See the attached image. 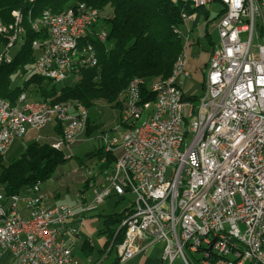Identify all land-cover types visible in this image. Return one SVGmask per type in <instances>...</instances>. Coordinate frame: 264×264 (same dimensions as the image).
Segmentation results:
<instances>
[{"label":"built area","instance_id":"built-area-1","mask_svg":"<svg viewBox=\"0 0 264 264\" xmlns=\"http://www.w3.org/2000/svg\"><path fill=\"white\" fill-rule=\"evenodd\" d=\"M186 2L194 8L196 3L211 6L207 0ZM255 2L229 0L221 6V11L232 7V17L222 16L215 23L219 51L207 63L213 65L211 87L195 102L184 93L192 79L188 41L175 83L169 89L155 88L164 92L162 110L138 137H130V129L149 102L142 100L138 82L120 95V123L98 140L105 154L116 144H124V151L112 175H105L91 191L90 200L81 190L73 205L54 207L39 183L11 197L0 192V259L9 253L15 264H79L73 251L85 220L111 195H130L133 203L119 227L122 242H110L106 251L113 249L117 264L128 263L155 244L163 245L164 264H264V248L257 241L264 229V23ZM89 9L76 0L72 10L40 14L45 27L31 29L39 38L31 44L37 54L27 78L71 79V72L85 66L87 54L76 56L72 50L74 39L85 31L95 32L107 45L108 29L101 19L88 18ZM0 33L8 34L1 63L25 37L19 24L1 26ZM201 72L204 77V69ZM20 96L18 105H0V142L1 127H8L9 133L0 157L29 133L58 128L51 147L71 160V132L82 130L85 136L88 110L60 109V119L49 122L50 111L28 107L23 93ZM182 120H189V134H180ZM92 170H83L86 180ZM217 225L227 227L228 236L218 235Z\"/></svg>","mask_w":264,"mask_h":264},{"label":"trees","instance_id":"trees-1","mask_svg":"<svg viewBox=\"0 0 264 264\" xmlns=\"http://www.w3.org/2000/svg\"><path fill=\"white\" fill-rule=\"evenodd\" d=\"M75 1L36 0L30 3L29 0H0L2 27H9L14 23V12H20L25 21L24 42L13 55L10 65H0V98L13 105L22 93H31L38 100L48 101L51 104L77 102L88 111L96 109L102 116L101 122L93 125L88 119L85 132L88 138L97 132H109L103 128V124L107 121L102 114L107 107H117L116 124L120 123L123 109L119 97L132 79L143 82L142 100L149 102L145 106L152 111L154 96L149 86L156 80L170 76L173 65L182 52L181 38L174 33L175 30L181 32L183 26L188 23L183 22L182 15L193 16L197 11H201L205 26L212 25L214 20L224 15L222 10L215 19L210 20L206 11L190 6L186 0H82L104 15V20L102 16L100 19L108 29L107 45L89 40L96 50L97 67L83 71L73 79L72 83H68L71 79L61 84H54L36 75L26 79L37 54L31 49V44L39 38L31 31L27 22L28 15L31 20H35L44 10L55 13L71 10ZM188 32H192V29ZM7 39V33H0V50L6 45ZM208 43V47L202 48L201 52H205L206 56L210 57L214 45ZM194 45H199V41L197 40L192 46ZM195 55L197 57L199 52L196 51ZM203 86L202 79L200 84L202 91ZM185 97L192 102L199 98L187 94ZM28 99L31 100L29 97ZM54 130L59 136V129L54 128ZM53 142L31 141L23 148H17L19 144L17 143L5 157H0V192L3 191L6 197H11L23 193L38 183L45 191L47 185L51 184L53 187L59 185L60 192L65 191L66 183L57 184V182L61 177L60 174L64 172L62 168L69 160L52 149ZM118 155L119 153L105 154L99 147L90 157L92 164L80 169L81 172L84 169H93V176L84 182V189L89 186L90 189L93 188L91 184H95L96 181L103 182L104 174L111 172ZM59 191L55 189L54 194H61ZM125 212L126 210L103 218L102 233L107 235V244L113 241V246H116L122 242L123 229L119 230V227L124 220ZM91 251V248L87 247V254H91Z\"/></svg>","mask_w":264,"mask_h":264},{"label":"rangeland","instance_id":"rangeland-1","mask_svg":"<svg viewBox=\"0 0 264 264\" xmlns=\"http://www.w3.org/2000/svg\"><path fill=\"white\" fill-rule=\"evenodd\" d=\"M210 4L211 6L209 9H206L203 6L201 7V9L206 11L208 13V18L212 20L215 19V17H217V14L219 13L221 6L218 3H217L219 5L218 7L213 6L215 5V3H210ZM201 13H202L201 11H197L196 14L194 15L193 18L194 20L191 23L188 22L185 25V27L183 26V28L181 29V33H182L181 41L183 44L182 46L184 47L185 42L188 41L186 42V48L187 51L190 53V56H192L194 51L198 48L192 46L193 42L196 43L197 40L199 41V45H196L199 46L200 49L198 51L199 55L197 56L198 60L194 63V68L196 67V69L192 70L193 73L192 79L189 82H187L184 87L185 94L194 95L196 97H201L203 93L202 89L200 88V84L203 79V75L201 71L206 68L205 64L209 60V56L207 57L205 52H201V49L207 48L208 47L207 45H209L208 42H211V44H213L214 46L217 45L218 43V35L216 30L214 29L215 25L205 26L202 20ZM101 16L104 20V15L101 14ZM215 23L216 20H214L213 24ZM22 27L24 29L25 27L24 22ZM190 29H192L193 31L188 32L190 31ZM20 47L21 44H19L15 48V50L12 51V54L14 55L15 53H17ZM73 79L74 78H72V80L70 79L71 81H68V83H72L74 81ZM26 95L27 97L31 98V100L34 101L38 100L31 93H27ZM119 98L121 100V107L123 109V105H122L123 102L121 96ZM150 111L151 110H149V112ZM117 112H118L117 107H113V106L107 107L104 110V113L102 115L103 117H106L105 120L107 121V123L103 124V128L105 131L112 132L115 129V127L118 125L116 124L118 121ZM88 116L91 122L93 123V125H95L96 123L98 124L99 121L101 122L102 116L100 113L96 111V109H90L88 111ZM100 134H101L100 132H97V134H95L91 138L90 137L88 138L87 136L81 137V140L83 139L82 142L75 144L72 148L73 158L67 161L65 166L62 168L64 170L63 174L59 173L61 177L58 179L59 181L57 182V184L66 183L67 188L65 189V191L61 190L60 192L58 188L59 185L56 187L48 185L46 188L47 193H51V192L54 193V190L56 189L57 192L59 191L62 194L61 196H70L80 192L83 189L84 183L82 182H84L86 179L84 177L83 172H81L82 170L80 171V169L83 168V166H90L92 164L90 157L100 147V142L98 140ZM24 140L25 138L22 141H19L18 142L19 144L15 143L17 144V148H23L27 145V143H29V141H24ZM92 176H93V172L90 174V177ZM133 200L134 198L130 195H127L125 197V200L111 195L108 199L104 201L103 204L99 205L97 211L94 212L95 218L85 222L82 230H84L85 234L87 235L86 238L91 242L94 249L93 253L91 255L89 254V257L91 259L96 261L99 257V253L102 250L103 251L105 250L106 252L109 248V243L107 244L108 241L107 235L102 233L104 231L103 218L113 214L121 213L125 208L130 207V205L133 203ZM70 202H71V198H67L64 199V202L61 204L70 205ZM78 249H81V244L78 246ZM113 260H114V253L112 252L109 256V259L104 261V263L102 264H110V262H112ZM174 264H179V263L178 261H176Z\"/></svg>","mask_w":264,"mask_h":264},{"label":"bare ground","instance_id":"bare-ground-1","mask_svg":"<svg viewBox=\"0 0 264 264\" xmlns=\"http://www.w3.org/2000/svg\"><path fill=\"white\" fill-rule=\"evenodd\" d=\"M35 1L36 0H29L30 3H33ZM215 2H217L220 6L229 5V0H207V4L215 3ZM202 6L204 7V3H196V8H201ZM73 8H75V5L73 6ZM255 10H256L257 15H261V23H264V0H256ZM223 11H224L223 18L232 17V7H223ZM20 14H21L20 12L13 13L14 23L10 26H18L19 24V30L21 32V35L25 37V27L24 29L22 27L23 22L25 21L23 19L22 14L21 15ZM88 18H99L100 19L101 13L97 9L91 6V9L88 10ZM36 19L31 20L30 16L28 15L27 22H29L31 29L37 28V27H45L44 18H36ZM182 20L184 23H187V22L191 23L194 19L192 18V16L182 15ZM0 31H1V25H0ZM33 32L35 33V31ZM174 33L181 38L182 33L180 31L175 30ZM90 39L95 40L99 43H103L102 38H100L99 35H97L93 31H85L84 34L78 35V37L75 38L74 41L72 42V50L75 52L76 56H85V54H87V56L85 58V66H83L82 69H79L76 72H71V79L77 78L83 71L94 69L98 65L96 50L94 46L89 42ZM34 41L32 42V44H34ZM22 43L23 42H19V44H22ZM91 49H93V54H91ZM218 51H219V44L217 43V45L213 47L209 59L217 58ZM184 60H185V45L182 48L181 54L176 59L173 65L170 76H168L166 79L163 78V79L156 80L152 82L151 85L149 86V90L154 96V104H153L152 111L150 113L148 107L146 106L145 108H142L140 110L139 114L137 115V118L135 119L134 125L130 129V137H138L140 132H142L143 129H145L147 125H153V119H155V112H160L162 110V107L164 106V92L159 91L155 88L169 89L175 83L179 75L180 68L182 67L184 63ZM12 61H13V54L9 56L8 60L1 62L0 65H3V64L10 65ZM212 76H213V65H207L206 68L204 69V77H203L204 89H210ZM66 81L68 80H62L60 82H52V83L61 84ZM137 82L138 84H140L139 94H141V87L143 85V82L139 79H132L129 82L128 87L125 89V91L122 94H128L129 89L132 88L133 84H137ZM18 103H21V96L18 98L17 102L13 105H18ZM23 103H28V107L46 108V111H50L49 122H56L58 119H60V109H69V107H72V109L85 110V108L79 105L77 102H63V103H58V104H51L48 101L29 100L26 93H23ZM0 105H12V104L0 98ZM180 134H189V120L180 121ZM83 135H84V131L73 130V132H71V137L69 139V147H73L75 144H77L78 140H81V137ZM8 141H9L8 127H1L0 149H1V143H8ZM52 146H55V140L52 143ZM123 151H124V144H116L114 145V147H110L108 153H119L115 161V163H117V159H120L122 157ZM7 154L8 153H2V157H5ZM92 172H90V174ZM105 175H112V169L110 173L104 174V178H105ZM95 188L96 186L91 188V191L95 190ZM65 206H66L65 204L54 205V207H65ZM217 232H218V235L220 236H228V229L224 225H217ZM257 241L259 242V247L264 248V229L259 230L257 234Z\"/></svg>","mask_w":264,"mask_h":264},{"label":"crops","instance_id":"crops-1","mask_svg":"<svg viewBox=\"0 0 264 264\" xmlns=\"http://www.w3.org/2000/svg\"><path fill=\"white\" fill-rule=\"evenodd\" d=\"M213 6L214 7H216V6L218 7L219 5L215 4ZM220 11H221V9H220ZM212 25L214 26L215 24H212ZM189 28H191V27H189ZM193 43H195V42H193ZM194 46L196 48L198 47L196 49V51H199L200 50L199 49V46H196V45H194ZM196 51H194V53H193L192 56H190V53L187 51L188 56H189V65H190L191 71L194 70V69H196V67L194 68V63L198 60L197 57H196V55H195ZM53 130L47 129V130H44L41 133H29L25 137V140L24 141L31 142V141H43V140H46V141L53 142L58 137L54 133L55 130L54 131ZM42 133H43V135H42ZM18 142H16V143H18ZM101 183L102 182L99 183V182L96 181L95 184H91V185L97 186V185H99ZM50 186H52V184ZM82 191L84 192V195L86 196V198L88 200H90L91 199V189H90V186L87 189H84V187H83ZM47 194L49 196V199H48V204L49 205H59V204H61V203L64 202V199H67V198H71L70 206L73 205L74 195L75 194L74 195H70V196H61L62 194L55 195L52 192L51 193H47ZM66 205H68V204H66ZM126 209H128V208H125L124 210H126ZM93 218H95L94 217V213L91 214L85 220V222H87L88 220H91ZM85 222H84V224H85ZM84 224H83V227H84ZM83 227L81 228L80 240L76 244V247H75V249L73 251V256H74L75 261L78 262L79 264H102V263H104V261H106L107 259H109V256H110V254L113 251L111 253H107V252H105V250L104 251L102 250L99 253V257H98V259L96 261H94L93 259H91L89 256H86V255H89V254H87V247L88 248H91V250H92L91 251V254L93 253L94 249H93V246H92L91 242L86 238L87 235L85 234L84 230H82ZM80 244H81V249H78V246ZM85 245H87V246L85 247ZM162 250H163V245L162 244H155V245L149 247L144 253L135 256L132 260H130L126 264H164L161 261ZM113 253H114V260L112 262H110V264H117L115 252H113ZM0 264H15V261H14L13 257L9 253H4L3 256L0 259Z\"/></svg>","mask_w":264,"mask_h":264}]
</instances>
